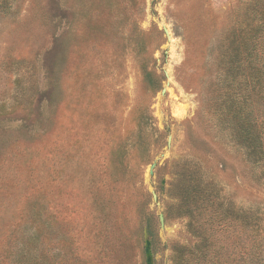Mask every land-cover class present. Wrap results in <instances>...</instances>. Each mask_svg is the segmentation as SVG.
Listing matches in <instances>:
<instances>
[{"label": "rangeland", "instance_id": "rangeland-1", "mask_svg": "<svg viewBox=\"0 0 264 264\" xmlns=\"http://www.w3.org/2000/svg\"><path fill=\"white\" fill-rule=\"evenodd\" d=\"M4 4L0 264H264V161L229 100L264 0Z\"/></svg>", "mask_w": 264, "mask_h": 264}, {"label": "trees", "instance_id": "trees-1", "mask_svg": "<svg viewBox=\"0 0 264 264\" xmlns=\"http://www.w3.org/2000/svg\"><path fill=\"white\" fill-rule=\"evenodd\" d=\"M5 0H0V9L5 5ZM262 30H264V12H260L259 15H254V17L245 24V28L239 30L238 37H236V47L234 56L241 57L243 56V61L240 62V66L242 70L250 69L253 70V74L249 72L245 76L246 80L245 85L249 88H245L244 93H254L257 96V99L261 102V105L264 104V62H261L259 59L254 60L252 62L250 60L252 56V51L260 57V47L264 41ZM242 33V34H241ZM241 34V35H240ZM257 44H259V49L256 48ZM243 54V55H242ZM255 54V59L257 55ZM234 61V60H233ZM253 64V65H252ZM233 93L231 92L229 96V100L231 101V109H230V124L232 125L231 129L234 131L235 136L244 146L246 150V155L253 162L264 161V144L262 143V137L259 133V129L255 134L252 130V124L249 125V113L247 112L244 116L241 115L242 112L246 110L244 107V103L249 99L247 95L240 96L242 94H238L234 92V84H232ZM239 96V100L237 99ZM242 104V106H241ZM245 108V109H244ZM240 114V115H239ZM248 121V123H247ZM256 126L257 122H253ZM246 219L254 220L252 215L245 214ZM255 256V254H252ZM183 261V260H181Z\"/></svg>", "mask_w": 264, "mask_h": 264}, {"label": "water", "instance_id": "water-1", "mask_svg": "<svg viewBox=\"0 0 264 264\" xmlns=\"http://www.w3.org/2000/svg\"><path fill=\"white\" fill-rule=\"evenodd\" d=\"M161 221H162V217H160ZM148 249V248H147ZM147 264H151V259L148 257L147 258Z\"/></svg>", "mask_w": 264, "mask_h": 264}]
</instances>
